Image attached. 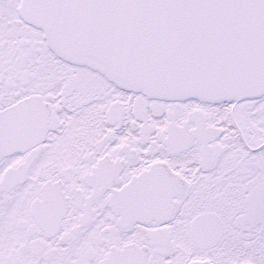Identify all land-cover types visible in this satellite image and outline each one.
Instances as JSON below:
<instances>
[{
	"label": "snow or ice",
	"instance_id": "snow-or-ice-1",
	"mask_svg": "<svg viewBox=\"0 0 264 264\" xmlns=\"http://www.w3.org/2000/svg\"><path fill=\"white\" fill-rule=\"evenodd\" d=\"M0 264H264V0H0Z\"/></svg>",
	"mask_w": 264,
	"mask_h": 264
}]
</instances>
